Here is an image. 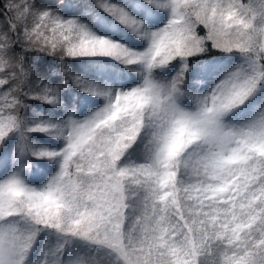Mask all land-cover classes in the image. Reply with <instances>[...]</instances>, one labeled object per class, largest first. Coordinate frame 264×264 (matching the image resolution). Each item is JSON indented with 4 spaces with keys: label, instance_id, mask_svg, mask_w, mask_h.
I'll use <instances>...</instances> for the list:
<instances>
[{
    "label": "snow or ice",
    "instance_id": "1",
    "mask_svg": "<svg viewBox=\"0 0 264 264\" xmlns=\"http://www.w3.org/2000/svg\"><path fill=\"white\" fill-rule=\"evenodd\" d=\"M0 264H264V0H0Z\"/></svg>",
    "mask_w": 264,
    "mask_h": 264
}]
</instances>
